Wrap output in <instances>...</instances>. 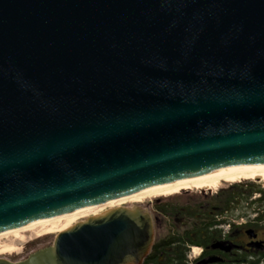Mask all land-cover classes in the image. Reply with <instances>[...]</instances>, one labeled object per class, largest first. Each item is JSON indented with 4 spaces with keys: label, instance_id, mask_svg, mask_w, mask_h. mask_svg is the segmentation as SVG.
I'll return each instance as SVG.
<instances>
[{
    "label": "water",
    "instance_id": "1",
    "mask_svg": "<svg viewBox=\"0 0 264 264\" xmlns=\"http://www.w3.org/2000/svg\"><path fill=\"white\" fill-rule=\"evenodd\" d=\"M264 166V0H0V233ZM119 207L0 264H142Z\"/></svg>",
    "mask_w": 264,
    "mask_h": 264
},
{
    "label": "flooded vegetation",
    "instance_id": "2",
    "mask_svg": "<svg viewBox=\"0 0 264 264\" xmlns=\"http://www.w3.org/2000/svg\"><path fill=\"white\" fill-rule=\"evenodd\" d=\"M261 187L264 186L261 185ZM258 189L261 191L257 193ZM207 190L200 191V196L197 197L199 200L195 202L181 203L179 202L180 196L169 200L156 198L154 201H150L151 206L154 207L152 210L154 242L167 234L174 235L175 230L181 226L177 209L167 211L168 215H173L171 221H166V216L163 214L167 205H179V207H186V213L197 215L199 211H204L206 222H208L206 229H202L199 233L204 242L200 243L197 238H193L195 244L186 246V257L189 258V262L192 257L195 259L205 254L206 258L203 259L205 264H225L232 261L230 258L244 255L251 256L250 264H264V189L253 188L255 192L251 196V204L247 205L248 208L245 206L242 208L232 202L227 210H224L222 200L226 192L234 193L235 190L232 186L220 187L210 195ZM256 194L258 196H254ZM193 205H199L195 212H192ZM147 206L149 207V203ZM189 262L188 264H190Z\"/></svg>",
    "mask_w": 264,
    "mask_h": 264
},
{
    "label": "trees",
    "instance_id": "3",
    "mask_svg": "<svg viewBox=\"0 0 264 264\" xmlns=\"http://www.w3.org/2000/svg\"><path fill=\"white\" fill-rule=\"evenodd\" d=\"M235 190L234 193L226 192L223 197L224 210H227L231 203L234 202L236 205H240L242 208L251 204L250 198L255 192L253 188L254 185L244 183V184H230ZM247 188V189H246ZM261 191L260 189L257 190ZM248 205V206H249ZM199 205H193L192 212H195L198 209ZM177 209L179 222L181 226L175 230V234H167L165 237L158 239L154 242L149 254L143 260L142 264H188L186 257V246L190 244H195L193 238L202 243L201 236L199 235L200 231L206 229L208 222H206L205 212L199 211L197 215L195 213H186V207L169 206L165 208L166 221H171L173 215H168L167 211H174ZM190 210L189 207L187 209ZM176 213V214H177ZM207 213V211H206ZM174 225V224H173ZM173 231V229H172ZM171 231V232H172ZM205 254L200 255L199 257L191 260L190 264H205L203 259H205ZM251 256L238 255L234 258H230L232 261L225 264H238V263H249L250 264Z\"/></svg>",
    "mask_w": 264,
    "mask_h": 264
},
{
    "label": "bare ground",
    "instance_id": "4",
    "mask_svg": "<svg viewBox=\"0 0 264 264\" xmlns=\"http://www.w3.org/2000/svg\"><path fill=\"white\" fill-rule=\"evenodd\" d=\"M264 177V166H255L247 168L239 167H225L219 168L212 171H208L202 174L195 176L187 177L178 181L171 183L158 185L150 188H146L129 195L111 200L102 204L93 205L81 208L76 211L68 212L66 214L59 215L54 218L44 219L35 221L26 225H23L18 228L6 230L0 233V237L18 233L22 230L32 229L34 227L40 226L44 227L46 234H56L67 230L75 219L86 218V217H95L102 212L103 207L115 208L120 206L121 203L126 201L139 203L142 198L148 197L150 195H159L161 193H166L171 195L173 193H180L184 190L191 189V186H194L197 189H203L209 187L210 183H218L220 181L228 182H237L245 178H262ZM163 195V194H162Z\"/></svg>",
    "mask_w": 264,
    "mask_h": 264
},
{
    "label": "rangeland",
    "instance_id": "5",
    "mask_svg": "<svg viewBox=\"0 0 264 264\" xmlns=\"http://www.w3.org/2000/svg\"><path fill=\"white\" fill-rule=\"evenodd\" d=\"M239 183L241 184H244V183L251 184L252 183V185H254L255 187H260L261 189H264V187H261V185L264 186V177L245 178L237 182L220 181L218 183H210L209 187L203 188V189H197L194 186H191V189L181 191L180 193H177V194L173 192H171L172 193L171 195H168L166 193H161L159 195H150L148 197H144L141 199L139 203L126 201V202L121 203L120 206H117L115 208L103 207L102 212H100L99 215H102L109 210L116 209L119 207L131 208L134 206H139L147 210L152 217V214H153L152 210L154 207L151 206L150 201H154L156 198H162L163 200H169V199H173V197L180 196L179 202L181 203H185L187 201L195 202L199 200L197 197L200 196L199 192L202 190H205V189L207 190L208 188H210V190H207L210 195V194H214V192L219 190L220 187L229 186L230 184H239ZM256 192L258 193V191ZM254 196H258V194ZM148 203H149V207L147 206ZM242 211H245V210L242 209ZM89 217L75 219L74 222L72 223V226L76 223L86 220ZM239 222L241 221L239 220ZM46 233L47 232L44 230V227L37 226L32 229L22 230L18 233H13V234L0 237V258L7 259L11 262H18V261L24 260L30 253H33L37 250H40L44 247L49 246L52 243L54 237L58 234V233L46 234ZM187 260L189 261V258H187ZM191 260H193V257L190 259V261Z\"/></svg>",
    "mask_w": 264,
    "mask_h": 264
}]
</instances>
